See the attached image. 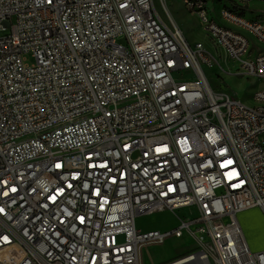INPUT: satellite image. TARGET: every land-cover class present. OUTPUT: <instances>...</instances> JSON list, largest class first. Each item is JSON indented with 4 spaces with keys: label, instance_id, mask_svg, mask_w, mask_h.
<instances>
[{
    "label": "built area",
    "instance_id": "2783aa9c",
    "mask_svg": "<svg viewBox=\"0 0 264 264\" xmlns=\"http://www.w3.org/2000/svg\"><path fill=\"white\" fill-rule=\"evenodd\" d=\"M217 1L183 3L264 80V10ZM219 57L153 0H0V264H264V90Z\"/></svg>",
    "mask_w": 264,
    "mask_h": 264
},
{
    "label": "rangeland",
    "instance_id": "374dc122",
    "mask_svg": "<svg viewBox=\"0 0 264 264\" xmlns=\"http://www.w3.org/2000/svg\"><path fill=\"white\" fill-rule=\"evenodd\" d=\"M229 0L217 1L214 4H221ZM155 7L163 17H168L167 13H171L174 20L178 21L186 39L191 42H202L205 46L209 47L220 55V66H208L206 71L211 79L215 82L218 77L222 78L224 83L227 84L246 104L253 103V93L256 90H264V80L253 78H246L239 74H228L225 71L234 72L235 64L226 58L225 53L220 47H213L209 39L200 25L197 15L190 12L185 7L183 0H153ZM254 8L264 10V1L254 0L250 3ZM248 15H250L248 13ZM194 210L190 207H184L177 212H170L168 210H154L140 214L136 218L137 227L140 230H167L175 227L181 216L189 217Z\"/></svg>",
    "mask_w": 264,
    "mask_h": 264
},
{
    "label": "bare ground",
    "instance_id": "6f19581e",
    "mask_svg": "<svg viewBox=\"0 0 264 264\" xmlns=\"http://www.w3.org/2000/svg\"><path fill=\"white\" fill-rule=\"evenodd\" d=\"M168 14V16H169V18H171L172 20H174V18L172 17V15H171V13L169 12V13H167ZM175 21V23H176V25H178L180 28H181V25H180V23L178 22V21H176V20H174ZM181 30H182V28H181ZM182 32H184L183 30H182Z\"/></svg>",
    "mask_w": 264,
    "mask_h": 264
},
{
    "label": "snow or ice",
    "instance_id": "6c2138e0",
    "mask_svg": "<svg viewBox=\"0 0 264 264\" xmlns=\"http://www.w3.org/2000/svg\"><path fill=\"white\" fill-rule=\"evenodd\" d=\"M229 163H231V161H229Z\"/></svg>",
    "mask_w": 264,
    "mask_h": 264
}]
</instances>
